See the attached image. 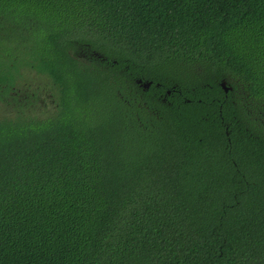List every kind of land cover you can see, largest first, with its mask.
I'll return each mask as SVG.
<instances>
[{
  "label": "trees",
  "instance_id": "obj_1",
  "mask_svg": "<svg viewBox=\"0 0 264 264\" xmlns=\"http://www.w3.org/2000/svg\"><path fill=\"white\" fill-rule=\"evenodd\" d=\"M0 264H264V0H0Z\"/></svg>",
  "mask_w": 264,
  "mask_h": 264
},
{
  "label": "water",
  "instance_id": "obj_2",
  "mask_svg": "<svg viewBox=\"0 0 264 264\" xmlns=\"http://www.w3.org/2000/svg\"><path fill=\"white\" fill-rule=\"evenodd\" d=\"M140 81H141V80H139V82H140ZM150 83H151V82H145V83H143V86H144V87H148V86L150 85ZM222 86H224L225 90L228 89V87H227L226 84H225V81L222 82Z\"/></svg>",
  "mask_w": 264,
  "mask_h": 264
}]
</instances>
